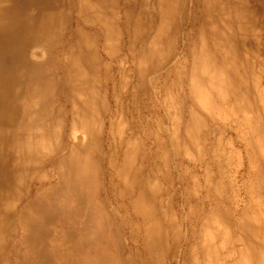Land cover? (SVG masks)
Returning a JSON list of instances; mask_svg holds the SVG:
<instances>
[{
	"label": "clouds",
	"instance_id": "9594fccd",
	"mask_svg": "<svg viewBox=\"0 0 264 264\" xmlns=\"http://www.w3.org/2000/svg\"><path fill=\"white\" fill-rule=\"evenodd\" d=\"M248 17L226 0L43 13L6 149L3 264H42L36 226L51 264H264V45Z\"/></svg>",
	"mask_w": 264,
	"mask_h": 264
},
{
	"label": "bare ground",
	"instance_id": "6f19581e",
	"mask_svg": "<svg viewBox=\"0 0 264 264\" xmlns=\"http://www.w3.org/2000/svg\"><path fill=\"white\" fill-rule=\"evenodd\" d=\"M226 2L237 5L249 14V22L261 30L259 39L264 45V0ZM56 7L57 0H0V146L4 149L0 152V197L11 191L15 183L14 158L6 149L12 140L11 132L19 122L20 100L30 82V69L25 64L23 51L43 13ZM247 46L253 51L257 50V42L251 34ZM129 101L132 102L131 97ZM45 223H51V220L46 218ZM48 235L50 233L36 226L28 237L29 243L37 248L41 242L44 243V249L38 253L42 264H51V257H46ZM6 252L0 254V264H3Z\"/></svg>",
	"mask_w": 264,
	"mask_h": 264
}]
</instances>
